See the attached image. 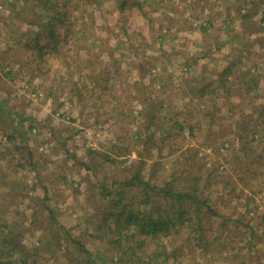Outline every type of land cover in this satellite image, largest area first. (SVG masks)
I'll list each match as a JSON object with an SVG mask.
<instances>
[{
  "label": "rangeland",
  "instance_id": "obj_1",
  "mask_svg": "<svg viewBox=\"0 0 264 264\" xmlns=\"http://www.w3.org/2000/svg\"><path fill=\"white\" fill-rule=\"evenodd\" d=\"M26 1L0 0V37L8 30L18 36L21 34L18 31L21 26L22 32L32 29L21 23L22 18L28 22L39 20L38 15L32 14L28 1V5L24 6ZM102 3L101 12L95 16L99 30L95 41L98 47L94 46L95 52H103V62H108L112 58L120 59L124 68L131 66L130 61L138 62L142 56L147 60L143 64L148 73L145 83L149 85L152 82L151 88L145 90L137 75L130 74L126 77L130 83L128 90L131 92L123 94L121 99L122 101L127 99L130 109L135 112L133 116L144 110L141 103L144 96H155L158 92L156 105L161 110H156L157 119L163 115L174 117L180 114V118H187L189 123L196 127L195 137L169 140L170 147L163 152L165 156H158L157 151L153 149L152 155L146 157V178L152 176L154 180L157 179V183H162L170 180L171 174L179 176L184 168L181 153L192 147L199 151V159L201 156L202 159L197 163L206 164L204 173L206 172L207 179L210 178V181L205 179L208 186L203 195L212 200V206L225 219L222 220L221 217L210 219V226L213 228L210 229L209 237L213 240L224 236L225 239L219 238L225 246L233 244L232 253L224 249L220 256L212 250L205 256L203 251L194 245L191 246L192 249L185 247L182 251L186 253L181 260L190 264H264V178L262 175L254 178L252 183L256 192L252 193L250 187L242 183L243 179L250 178L249 175L243 174V171H234L232 161L235 153L242 156L240 152H243L244 143L248 139L241 135L244 126L254 128L256 124H260L257 127L258 140L248 145V149L259 154L264 151V121L260 118L262 106L254 101L255 93L246 97L245 90H242L243 86L240 84L242 76L250 73L264 86V0H148L146 10L154 19V31H157L158 25L162 22L166 24L162 35L158 37L157 34L153 36L150 34L147 21L135 7L127 25L131 33H136L135 38L131 40L124 36L118 38L116 36L118 28L115 29V25L121 16L116 2L102 0ZM177 10L180 11V17ZM125 15L128 16V13ZM175 18H179L180 23H177ZM171 21H174L175 27L171 26ZM210 23H213L214 27L208 33H201V26H208ZM106 28L112 32L105 30ZM245 32L247 36L243 35ZM258 32L260 37L255 36ZM162 36L164 37L161 38ZM18 37L20 40V36ZM9 43L11 49L5 52L7 46L0 39V71L4 77L10 73L9 80L13 84L1 87L0 102L6 99L7 104L4 102L6 108L9 110L14 108L19 114H23L26 118L24 125L27 128L33 123L32 128H35V131L28 135L30 137L28 144L37 162L36 174L39 172L40 177L30 171V168L14 171V167L23 163L26 151L16 153L14 155L16 161L13 164L9 161L12 155L2 158L1 152L7 151L2 144L3 135L2 143L0 138V217L10 218L7 224L19 233L25 231L32 216H36L39 222L27 231L23 242L29 248L39 243L46 245L53 242L52 235L59 230L55 227L47 228L53 225L46 220L49 213L42 209L50 206L55 209L58 219H66L68 227H73L72 233L76 239L85 242L96 253L99 252L105 257L111 256L108 247L92 237L98 218L94 216L98 206L96 198H93V191L96 188V181L104 182V170L97 171V176L93 178L85 166L76 162L93 164L94 160L91 159L89 150H97V154L108 152L111 156H120L119 167L109 177L110 182L127 176L140 158L134 151L127 155L125 148L129 139H122L121 136L122 133L127 134V130L135 132L136 126L126 125L131 118H126V124L117 122L116 117L111 118L110 113L96 102L95 94L91 99L85 96L89 102H82L83 99L71 90L70 84L62 88L59 82H54L52 73L46 76H41L35 70L24 73L21 68L19 69L20 65L16 64L17 46L14 41ZM118 46L121 49L116 48ZM236 58H239L240 64L234 69L239 75L236 84L238 88L234 89V94L238 92V96L232 100L224 95L225 92L217 91L216 98L213 99L209 97L198 103L185 101L181 98L185 89L180 88V85L183 86L182 82L176 83V88L171 86L165 87L163 91L159 90L164 83L162 80L165 79L163 72L165 70L174 72L173 77L179 78L186 68L187 64L183 65L186 59H198L200 63L207 65L197 67V75L195 74L194 78L198 80L201 71L206 70L211 72V75L207 73L210 80L205 83H211L214 74L220 71V68L230 66L229 64ZM126 63L129 65H125ZM114 86L119 88V82L114 83ZM117 94H120L119 89ZM253 103L258 105L255 106L257 107L255 111ZM142 119L139 118L138 123H142ZM3 128L0 135L4 133L8 136L10 129ZM210 134L215 135V141L210 139L211 137L205 138ZM157 135L156 140L159 137V134ZM178 146L181 149L176 150ZM176 164H180L178 169ZM263 164L260 167L262 171ZM64 181L67 185L63 183ZM38 182L42 185L47 184L50 188V201L44 206L42 200L46 192L41 184L36 190L32 189ZM223 183L230 184L227 190H224ZM232 187H237V191L231 196L227 193ZM199 188L202 189L201 186ZM241 191L243 194L237 196ZM248 197L249 206L241 208ZM237 207L234 214L233 208ZM235 220L239 221L238 225ZM223 222H226L225 230L221 229ZM252 229L255 232L253 236ZM62 242H65L63 238ZM61 260L64 259L47 256L41 258L38 263L60 264Z\"/></svg>",
  "mask_w": 264,
  "mask_h": 264
},
{
  "label": "trees",
  "instance_id": "obj_2",
  "mask_svg": "<svg viewBox=\"0 0 264 264\" xmlns=\"http://www.w3.org/2000/svg\"><path fill=\"white\" fill-rule=\"evenodd\" d=\"M27 1L31 5L32 14L38 15L39 20L28 22L25 18L21 19L23 25H28L32 29L22 32V26L19 27L18 31L21 34L18 32V36H20V40L17 35L9 30L5 35H2L0 39L7 46L5 52L10 51L9 42L14 41L17 46L15 52L18 55V58H15L16 64L20 65L19 69L21 68L24 73L29 70H35L41 76L52 73L54 82H59L62 88H66L70 84L71 90L80 99H83L82 102L84 103L95 94L96 102L110 113L111 118L116 117L120 124H126V118H131L126 125L136 126V131L132 133L127 130V134L121 132V138L129 139L125 148L127 155L134 151L140 160L127 176L118 180L113 179L111 182L109 177L118 169L120 163L118 157L120 156L114 157L108 152L103 154L98 152L97 154V150H89V155L92 157L90 158L94 160L93 164L76 162L85 166L93 178L97 176V171L104 170V182L96 181V188L93 191V198H96L98 206L94 216L99 219L97 218L95 222L92 237L106 245L112 253L111 256L105 257L99 252L96 253L85 242L76 239L72 233L73 227H68L65 222L66 219H58L55 209L45 206L42 211L49 213L46 220H49V223L53 225L48 224L49 227L47 228L59 229L52 235L53 242H48L46 245L39 243L29 248L23 242L27 231L39 222L36 216H32L27 229L19 233L14 227L12 228L7 224V220L10 221V218L0 217V264H39V260L47 256L61 257L64 260H61L60 264H190L181 259L186 253V251H182L183 248L192 249V245L202 250L205 256L209 255L211 250L217 252L219 256L222 255L224 249L232 253L233 244L225 246L220 239H225L224 236H219L220 238L217 237L213 240L209 237L210 229L213 228L210 226V219L221 217L223 220L224 218L212 206V200L203 195L208 184L205 180L207 179L206 172L204 173L206 164L197 163L198 160L202 159V156L199 159V151L192 147L181 153L184 168L179 176L175 173L171 174L170 180L162 183H157V179L154 180L152 176L146 178V157L152 155L153 149L157 151L158 156H165L163 152L167 147H170L169 140L173 141L177 138L184 140L191 136L195 137L196 127L189 123L187 118H180V114H176L174 117L163 115L164 119L162 117L157 119L156 110H161L156 105L158 92L155 96H144L141 102L144 110L139 111L137 116H133L135 112L132 108L130 109L127 99L122 101L121 97L123 94L126 95L131 92L128 90L130 83L126 80L130 74L139 77L138 79L145 86V90L153 86L152 82L149 85L145 83L148 73L143 64L147 60L145 56H142L138 62L130 61L131 66L124 68L120 59L112 58L108 62H103V52H95L96 36L99 34L95 16L102 10V0ZM27 1L24 6L28 5ZM114 1L121 11L120 19L115 25V29L118 28V33L115 34L117 38L120 36L129 40L135 38L136 33H131L127 28L129 18L135 7L147 21L150 34L152 36L157 34L158 37L162 35L166 24L162 22L158 25L157 31H154V19L149 16V11L146 10L148 0ZM176 12L179 16L180 11L177 10ZM109 13L111 14V12ZM126 13L128 16L125 15ZM175 19L177 23H180L179 18ZM171 23L169 24L175 27L174 21ZM212 27H214L213 23L208 26H201V33H208ZM99 29L101 30V28ZM105 30L112 32L109 28ZM100 38H102L101 35ZM256 42L259 41L256 40ZM250 45L254 46L255 44ZM96 46L98 47V45ZM116 48L121 49L119 46ZM185 62L183 65L187 64L186 68L179 78L173 77L174 72L171 73L167 70L163 72L165 79L162 78L164 83L159 90L163 91L165 87L170 88L171 86L176 88V83L182 82L183 86L180 85V88L185 87V89L181 98L196 103L200 100H207L209 97H212L211 99L216 98L217 91L225 92L224 95H227L229 100L238 96V92L234 94V89L237 90L238 88L236 84L239 75L234 72V69L240 64L239 58L231 62L230 66L220 68L221 70L214 74V80L211 83H205L210 80L207 78V73L211 75V72H206V70L201 71L198 80L194 78L197 67L207 65L200 63L198 59H186ZM125 65L129 64L126 63ZM8 74L10 75V73ZM8 74H6V78L9 79ZM117 81L120 84L119 88L114 86ZM240 84L243 86L242 90H245L246 97L255 93L253 99L262 106L260 118L261 121H264V86L250 73L242 76ZM118 89L120 94H117ZM107 97L108 99H105ZM256 103H253L254 106L252 105L254 111L257 108L255 106H258ZM236 105L239 106V104ZM0 118L10 129L8 136H5L4 133L0 135L1 143L4 135L2 144L7 149L5 152L7 154L1 152L2 158L6 156L8 158L12 155L9 161L13 164L16 161L14 155L26 151L23 163L14 167V171H20V168H30V171L36 174L37 162H35L33 151L28 144L30 139L28 135L35 131V128H32L33 121L30 128H27L24 125L26 118L23 117V114H19L14 108L9 110L4 105L0 106ZM139 118H143L142 123H138ZM259 125L256 124L254 128H245L244 126L241 135L248 139L244 143L243 152H240L242 156L235 153L232 157L234 171H243V174L249 175L250 178L243 179L242 183L244 186L250 187L252 193L256 192L252 183L254 178L256 179L261 175L264 178V171L260 170L264 163V151L259 154L255 150L248 149V145L258 140L256 135L259 131L257 128ZM157 134H159L158 140H156ZM211 135H207L205 138L211 137L210 139L215 141V135ZM192 139L194 138L192 137ZM179 149L181 148L178 146L176 150ZM9 161L7 163H10ZM176 167L178 169L180 164H176ZM153 174L152 171L151 175ZM36 175L40 177L39 172ZM207 180L210 181V178ZM65 181L63 183L67 185ZM40 184L41 182L36 183L32 189L36 190ZM229 185L223 183L224 190H227ZM200 186L202 189L199 188ZM41 187L46 192L42 200L44 206L50 201V188L47 184H41ZM236 191L237 187H232L227 194L232 196ZM242 194V191L238 192L237 196ZM248 200L249 197L241 208L249 206ZM233 209H235L233 211L235 214L238 207ZM235 222L238 225L239 221L235 220ZM225 228L226 222H223L221 229L225 230ZM254 234L252 229L251 236ZM62 238L65 242H62Z\"/></svg>",
  "mask_w": 264,
  "mask_h": 264
},
{
  "label": "crops",
  "instance_id": "obj_3",
  "mask_svg": "<svg viewBox=\"0 0 264 264\" xmlns=\"http://www.w3.org/2000/svg\"><path fill=\"white\" fill-rule=\"evenodd\" d=\"M243 35H245V36H247L246 35V32H245V34H243ZM258 36V35H260V33L258 34V33H255V36ZM256 36V37H257ZM258 37H260V36H258ZM258 39V38H257ZM242 40V39H241ZM0 69H1V66H0ZM6 84H10V85H12L13 84V82L12 81H10L9 79H7L6 77H4L3 76V74H1V71H0V89H1V87L3 86V85H6ZM4 87V86H3ZM2 91H4V89H2ZM0 92H1V90H0ZM2 98V97H1ZM5 100L6 99H3V103L2 102H0V106H2V105H4L5 106V104H7L6 102H5ZM1 101V100H0ZM4 102H5V104H4ZM4 127V128H3ZM5 129L6 127H5V125H4V122H2V120H1V118H0V130L1 129Z\"/></svg>",
  "mask_w": 264,
  "mask_h": 264
}]
</instances>
